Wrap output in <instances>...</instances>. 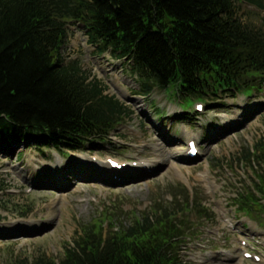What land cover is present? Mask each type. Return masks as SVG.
Segmentation results:
<instances>
[{"label":"trees","instance_id":"trees-1","mask_svg":"<svg viewBox=\"0 0 264 264\" xmlns=\"http://www.w3.org/2000/svg\"><path fill=\"white\" fill-rule=\"evenodd\" d=\"M237 4L264 10V0H0V145L79 152L129 117L79 59L64 60L72 25L83 26L97 53L127 60L137 95L163 90L181 96L186 111L209 95L249 94L264 81V30L244 24ZM262 155L255 144L236 157L252 179L233 206L249 217L264 210ZM184 199L183 208L155 205L126 225L118 216L81 224L58 260L42 254L10 264H189L179 256L187 234L176 216L208 214L196 197Z\"/></svg>","mask_w":264,"mask_h":264},{"label":"rangeland","instance_id":"rangeland-1","mask_svg":"<svg viewBox=\"0 0 264 264\" xmlns=\"http://www.w3.org/2000/svg\"><path fill=\"white\" fill-rule=\"evenodd\" d=\"M236 12L244 24L264 30V10L237 4ZM87 40L83 26L72 25L62 50L64 60L79 59L89 80L100 82L104 94L131 113L108 140L90 141L79 152L24 142L0 145V264L19 258L31 261L42 254L58 260L81 224L118 216L126 225L155 205L183 208L188 196L201 201L208 217L188 212L176 216L186 224L187 236L179 246L184 262L264 264V210L249 217L237 212L232 201L252 179L251 167L240 163L237 154L255 144L264 154V81L255 82L249 94L209 95L199 114L195 102L184 111L181 96L157 89L148 97L137 95V77L127 60L97 53ZM116 78L119 87L113 84ZM159 134L175 141L165 145ZM148 137L164 151L152 146ZM188 141L196 145L194 158L187 157ZM110 159L123 168L111 169ZM69 169L79 178L73 179ZM262 169L264 155L256 161V172L264 174ZM50 207L54 213L47 217Z\"/></svg>","mask_w":264,"mask_h":264},{"label":"bare ground","instance_id":"bare-ground-1","mask_svg":"<svg viewBox=\"0 0 264 264\" xmlns=\"http://www.w3.org/2000/svg\"><path fill=\"white\" fill-rule=\"evenodd\" d=\"M106 72L107 71H110V69H107V70H105ZM112 76H113V74H112ZM113 84H114V86L115 87H119V79L118 78H116V79H114L113 80ZM122 91H125V89L124 90H122ZM120 92V91H119ZM124 92H120V95L121 96H125L126 94H124ZM148 139H149V143L152 145V146H154V147H158V144H156V140L155 139H153V138H149L148 137ZM158 140L159 141H161V143H163V144H165V145H167V144H171L172 142H174L175 140L174 139H172V138H170V137H167V136H161L160 134L158 135ZM158 151H160V152H162V151H164V148L163 147H158ZM9 153V152H8ZM171 156H174L173 154H170ZM71 172H72V170L71 169H69ZM116 171V170H115ZM116 174H120V175H124L123 174V171L121 172V171H117V172H115ZM72 174H73V179H76V178H79V173L77 172H72ZM115 174V175H116ZM138 174H139V172H138ZM59 179L57 178V181H58ZM57 186L58 187H61V185L60 184H57ZM57 188V187H56ZM53 211H52V209H51V207L49 208V210H48V212L46 213V216L47 217H51L52 215H53ZM33 219V218H32ZM38 220L37 219H35V221H30L29 223H31V224H33V223H35V222H37Z\"/></svg>","mask_w":264,"mask_h":264}]
</instances>
